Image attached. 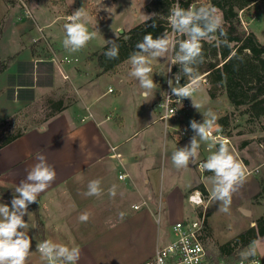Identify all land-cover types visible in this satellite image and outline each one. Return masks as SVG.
I'll return each instance as SVG.
<instances>
[{"label":"crops","instance_id":"crops-1","mask_svg":"<svg viewBox=\"0 0 264 264\" xmlns=\"http://www.w3.org/2000/svg\"><path fill=\"white\" fill-rule=\"evenodd\" d=\"M63 1L73 13L75 10L67 0ZM52 3L29 0L26 5L32 17H28L25 12L21 13L19 1L9 4L0 0V59L11 58L0 73V120L21 116L30 104L42 97H56L65 82L71 83L75 90V99L64 101L66 106L61 112L27 128L20 137L0 148V183L17 186L37 162L36 154L42 153L57 174L55 181L39 196L44 240L79 247L81 255L77 264H142L158 247L171 240L162 244L160 239L158 221L163 203L177 207L179 211H174L185 218L184 208L180 207L183 199L203 184L208 191L207 210L214 213L219 202L210 201L213 174L201 171L198 165L206 161L218 143L210 148L211 141L201 142L196 162L182 170L174 167L167 153L180 148L182 140H191L195 133L190 121L202 123V113L209 108L218 117L219 110L231 113L235 108L223 90L212 97L207 84L205 106L198 111L191 97L189 115L166 124L159 119L157 102L170 76L171 56L168 74L161 72V58L151 59L157 88L146 101L139 82L129 75L130 59L117 73H101L97 56L91 55L101 49L88 51L81 61L64 60L71 51L63 46L64 24L68 21L61 19L66 20L64 17L69 14L62 13ZM96 16L100 17L99 11ZM59 99L64 100V96ZM186 129L191 135L182 133ZM214 135H221V131ZM225 139L246 170V180L240 188L248 196L237 207L250 209L252 214L257 212V217L249 222L252 225L261 215L259 209L264 204V199L258 206L251 200L260 190L258 169L251 167L253 159L244 156L235 145L236 138ZM121 172L128 176L121 179ZM175 176L182 178L181 184L173 182ZM93 179L101 181L102 194L83 196ZM113 186L115 197L110 195ZM12 198L0 196V203L10 205ZM28 211L29 223L35 226L29 230L33 237L29 264H42L36 251V243L42 241L36 216L30 208ZM85 211L91 217L87 223H80L78 215ZM121 212L125 214L123 219ZM192 213L193 210L187 214ZM24 219L28 221V216ZM255 242L257 254L264 258L261 245L264 235Z\"/></svg>","mask_w":264,"mask_h":264},{"label":"clouds","instance_id":"clouds-1","mask_svg":"<svg viewBox=\"0 0 264 264\" xmlns=\"http://www.w3.org/2000/svg\"><path fill=\"white\" fill-rule=\"evenodd\" d=\"M158 14L145 15V21L154 20ZM168 22L172 34L165 31L161 36L155 37L152 33L144 35L137 43L136 51L130 55L131 71L129 75L139 82L143 90L141 95L147 101L157 88L154 82L151 59L171 56V63L180 66L175 80L176 86H172V80L168 81L171 95L168 94V103L181 104L183 99L191 98L195 91V85L200 80V65L205 63L203 41L214 42L216 47H228L231 44L227 39V32L223 27L222 19L216 15L214 8L207 6L187 9L181 7L179 0L169 9ZM64 24L65 38L63 46L65 49L75 52L85 48L92 41L96 32H90L87 23V13L83 8L74 11L67 17ZM156 24L153 22V27ZM177 34L180 37L177 38ZM111 46L104 52L108 59H117L119 56V45L116 40H108ZM236 53L230 51L229 58L235 57ZM171 71V69L169 70ZM187 77L188 82L180 83L181 75ZM199 111L201 105L193 103ZM203 122L195 119L190 121V128L194 131L189 145L174 150L171 154V162L178 170L186 169L190 163H195L201 142H209V147H218L202 162L199 167L201 171L211 172L210 177L212 189L210 201L219 202L220 211L230 213L233 195L239 190L246 180V170L243 163L233 155L226 139L216 140L215 133L222 130L218 123V116L212 109L202 113ZM199 138V139H197ZM36 163L27 170L25 179L16 186L11 204L0 203V264H29L32 255L31 247L33 237L29 230L35 226L29 223L31 214L28 207L38 201L41 193L45 192L56 179V171L47 161L42 153L36 154ZM102 194L101 181L93 179L88 182L87 191L83 196H100ZM110 195L116 196L115 186L110 189ZM195 205H203V194L196 191L189 198ZM28 216V221L24 217ZM124 213H120L121 219ZM91 217L88 211L78 215L80 223H87ZM36 251L40 255L42 264H77L80 259V248L69 247L67 244L45 239L36 243ZM240 264H257L254 259L257 255V246L254 241L247 248L241 250Z\"/></svg>","mask_w":264,"mask_h":264},{"label":"trees","instance_id":"trees-1","mask_svg":"<svg viewBox=\"0 0 264 264\" xmlns=\"http://www.w3.org/2000/svg\"><path fill=\"white\" fill-rule=\"evenodd\" d=\"M9 4H14L17 0H5ZM261 0H179L181 7L187 9L190 5L214 8L223 16V27L227 32V39L231 44L228 47H216L214 42H202L205 55V63L200 65V75L207 73L210 83V95L215 97L220 91H225L235 110L245 108V113L251 119H261L260 129L264 131V43L261 42L258 35L249 29H244L240 18V10H247L256 5ZM176 3V0H152L146 9L150 13L158 14L154 20L143 21L138 25L130 28L125 33L119 35L113 40L119 45V56L117 59H108L104 52L111 46L105 44L99 52L93 54L97 56L98 66L101 73H117L120 71L123 63L130 59V55L139 49L136 48L144 35L152 33L155 37L161 36L165 31L171 34L172 30L168 22L169 9ZM71 15L70 9L66 10ZM153 22L156 24L153 27ZM185 38V37H180ZM230 51L236 53L235 57L229 58ZM11 58L6 60L0 59V73L4 71ZM180 72V66L174 65L172 73L177 75ZM182 83L188 81L181 73ZM49 105L54 109L45 116L44 120L61 112L65 108L63 99L56 101L49 100ZM234 112V111H233ZM232 113H224L219 110L218 123L221 125V135L226 138L233 136L232 130ZM18 117V114L9 120H0V148L11 143L20 137L27 128H17L13 131L2 132V127L11 124ZM243 142L242 144H245ZM16 186L0 183V196L13 197ZM199 188L205 196L208 195L203 184ZM40 198L36 203L29 205L36 216L37 228L41 240L45 238L44 223L40 213ZM255 225H250L247 229L241 231L234 237L228 239L224 243H216L217 252L214 254L215 260L224 259L227 262H234L240 256L237 251L251 245L260 236L264 235V215L256 219ZM204 241L212 237V228L208 225L205 228ZM210 251V250H209ZM210 253H212L210 251ZM238 254V255H237Z\"/></svg>","mask_w":264,"mask_h":264},{"label":"rangeland","instance_id":"rangeland-1","mask_svg":"<svg viewBox=\"0 0 264 264\" xmlns=\"http://www.w3.org/2000/svg\"><path fill=\"white\" fill-rule=\"evenodd\" d=\"M17 1H19L21 13H24L25 7L23 6L22 1L27 4L29 0ZM44 1L53 2L52 4H54L62 13H66V10H68V7L63 0ZM151 1L152 0H67L68 4L75 11L80 8L85 10L88 17L87 27L90 32H96L95 38L90 41L85 48L79 51L71 52V54L69 53V55H67L69 56L68 58L71 57L70 59L73 58V60L78 58L81 61V59L86 57L88 51L93 52L98 49H102V47L107 44L108 40H113L121 35L120 29H123V33H125L127 31L126 29L129 30L130 28L143 22L145 20V15L152 14L146 9V5H148ZM201 4L202 2L197 4V7H200ZM96 11H99L100 17L96 16ZM216 15H218L223 22V16L217 10ZM239 15L244 29L254 31L260 38L261 42L264 43V0H261L256 5L245 11L240 10ZM67 17L68 16L64 17L66 20H61L66 22ZM26 20L32 22L31 19ZM118 26H120L119 29H117ZM91 55L93 56V53ZM168 66L169 56L161 58L159 64L161 72L168 74ZM207 84L210 85L209 79ZM207 84L200 83L195 88V91L192 95L193 101L197 104H200L201 106L206 105L204 100H206V96L208 94ZM60 89L61 90L56 95V97H53V95L51 97H42L37 102L30 104V106L26 109V111H24V113L21 114V116H18L11 122V124L2 127V132L5 133L8 131H13L17 128H30L37 125V123L42 122L45 116L51 113V110L54 109L53 106L49 105L50 99L54 100L56 98L55 100H57V98L62 96H64L65 102L75 99V90L71 83L65 82ZM232 119L233 138L237 139L235 145L239 147V150L243 152L244 156L253 159V164L251 167L258 169L256 174L260 179V190L253 197L251 196L252 203L255 206H258L264 199V131L260 129V122L262 120L260 118L249 120V115L245 113V108L237 111L235 110L233 112ZM186 133L191 135L187 129ZM189 139L190 138L182 140L183 143H181V147L189 145ZM245 141L246 143L242 144ZM167 155H171V153L168 152ZM178 178L179 177L175 176L173 182L181 184L182 178L181 180ZM243 191L244 190L240 188L233 195L230 213H224L220 211L219 209L221 206L219 203H216V206L214 207V213L207 210V221L208 225L212 228V237L207 238L205 243L207 248L212 252L213 257L217 252L216 243H224L241 231L247 229L250 226L249 222L257 217L256 211L252 215H245L240 210H238V202L244 201L248 196V192ZM180 207L184 208L183 217H191L194 215V212L192 215H189L192 212V208L189 206L187 198L186 200L183 199V205H180ZM169 208H171L169 203H163L161 207V213H159L158 228L160 231V239L162 244L168 242L172 238V225L177 220L182 218L177 212L174 211L177 209V207H175V209ZM186 208L187 210H190L188 211L189 214H187L188 212H186ZM259 210L262 212L261 215H259V217H261L264 215V204ZM209 222H211L212 226L214 227H212ZM254 223L255 222H253L252 225ZM261 245L264 247V242H261ZM240 252L241 251H237L238 254ZM238 258H240V256ZM214 259L216 258L214 257Z\"/></svg>","mask_w":264,"mask_h":264},{"label":"built area","instance_id":"built-area-1","mask_svg":"<svg viewBox=\"0 0 264 264\" xmlns=\"http://www.w3.org/2000/svg\"><path fill=\"white\" fill-rule=\"evenodd\" d=\"M22 3L25 7V14L32 17V13L26 3L23 1ZM39 30H42V28L39 27ZM177 38H180L179 34H177ZM64 60L67 62L72 61V59L68 57H65ZM173 66L174 65L170 63L169 70L171 69V71H169L170 76L168 81L171 79L172 86L175 87L176 75L172 74ZM168 81L166 82L162 96L157 102V108L160 113L159 119L164 120L166 124L172 119L188 116L191 111V102L189 98L183 99L182 103L178 104L175 103V97L172 96L173 102L168 103V94L171 95ZM180 83L182 85L185 84L182 83L181 79ZM200 83H208L207 73L200 75V80L194 87L196 88ZM110 91H112V89H110ZM182 133L186 134L185 131H182ZM215 137L219 140L225 139V137H222L221 135H215ZM118 156L121 157V154H118ZM201 163L202 161L199 165ZM127 176L128 174L125 172H121L119 175L121 179H124ZM196 191L203 194L200 189H193L187 196L188 203L192 208L194 215L177 220L172 225L171 240L167 244L158 247L155 254L147 258L142 264H240V258L230 263L224 259L215 260L212 253H210L204 241V235L206 232L205 228L208 219L207 200L203 194V200L205 201L203 205L197 206L192 203L189 198L192 197ZM254 259L257 264H264V258L260 255L257 254ZM245 264H248V262H245Z\"/></svg>","mask_w":264,"mask_h":264},{"label":"water","instance_id":"water-1","mask_svg":"<svg viewBox=\"0 0 264 264\" xmlns=\"http://www.w3.org/2000/svg\"><path fill=\"white\" fill-rule=\"evenodd\" d=\"M123 32H124V30L123 29H120V34H122ZM240 211L242 213H244L245 215H251L252 214V212H251L250 209L241 208Z\"/></svg>","mask_w":264,"mask_h":264}]
</instances>
